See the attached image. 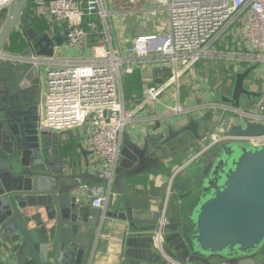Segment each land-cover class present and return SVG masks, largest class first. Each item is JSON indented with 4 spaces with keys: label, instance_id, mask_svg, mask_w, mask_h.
Returning <instances> with one entry per match:
<instances>
[{
    "label": "water",
    "instance_id": "obj_1",
    "mask_svg": "<svg viewBox=\"0 0 264 264\" xmlns=\"http://www.w3.org/2000/svg\"><path fill=\"white\" fill-rule=\"evenodd\" d=\"M29 2L11 0L0 10V242L6 245L4 252L16 264L31 260L34 264H86L88 248L105 220L119 218L139 234L127 236L123 264H172L154 241L164 204L153 219L139 220L130 210L102 216L100 208L84 201L82 189H95L106 179L74 165V158L61 151V134L42 124L46 69L28 59L32 54L53 57L67 30L54 39L47 32L39 33ZM18 28L31 45L23 56L3 49ZM5 60L13 63L4 64ZM259 65L256 62L236 73L230 95L222 96L225 105L247 111L262 98V92L247 85ZM171 73L170 68L155 69L157 76ZM229 112L222 123L225 135H264V124L244 122L239 113ZM213 118L211 114L191 118L177 129L156 121L153 133L142 141L124 133L116 191L123 194L130 177L161 170L164 158L180 144L189 145V132L203 139L199 131ZM172 189L179 193L176 198L192 199V203L179 219L170 224L167 220L164 250L170 258L183 264H263L264 145L238 141L218 145L208 155L195 190L180 176L173 179Z\"/></svg>",
    "mask_w": 264,
    "mask_h": 264
},
{
    "label": "built area",
    "instance_id": "obj_2",
    "mask_svg": "<svg viewBox=\"0 0 264 264\" xmlns=\"http://www.w3.org/2000/svg\"><path fill=\"white\" fill-rule=\"evenodd\" d=\"M10 1L0 0V10ZM152 1L165 8L168 14L165 29L159 34L137 36L124 47L114 46L108 38L92 47L91 58L78 62L67 57L56 59L55 54L53 57L32 54L28 58L36 66L49 64L51 68L47 72L42 124L57 132L86 123L90 125L93 168L106 179V183L93 189L92 205L103 212L115 195L114 180L124 133L140 111L154 106L170 93L177 100V105L170 107L171 111L180 113L183 110L179 105L180 80L204 59L227 57L251 64L264 63V0ZM35 13L49 19L51 30L58 24L64 25L67 30L65 44L70 48L87 43V27L95 26L92 22L83 24L87 15L98 14L103 20L108 15L103 0H36ZM156 13L153 9L152 14ZM232 43L237 51L219 49L222 45L229 48ZM137 68H170L172 73L161 82L146 85L142 98L134 95L126 99L124 77ZM224 108L233 111L232 116L239 113L244 122L264 124L262 102L256 101L247 111L230 106ZM154 118L158 121L156 115ZM232 141L260 147L264 145V135L228 136L221 129L211 135L210 144L203 151ZM198 156L194 155L186 163ZM175 177L170 183L154 241L164 258L172 264H183L170 258L164 250L167 202Z\"/></svg>",
    "mask_w": 264,
    "mask_h": 264
},
{
    "label": "crops",
    "instance_id": "obj_3",
    "mask_svg": "<svg viewBox=\"0 0 264 264\" xmlns=\"http://www.w3.org/2000/svg\"><path fill=\"white\" fill-rule=\"evenodd\" d=\"M49 1V0H46ZM29 5V3H28ZM103 5L108 11V15L103 20L98 14H91L85 17L83 24L94 23V27H87L89 32L87 43L75 48H70L65 44L66 36H64L61 46L55 47V58L67 57L75 62L87 60L93 56L92 47L111 38L112 44L116 47H124L130 41L141 35H147L154 28L150 26L153 22L157 24L159 20H163L165 24L168 21V14L162 6H156L152 0H103ZM36 0L31 3V9L34 15ZM29 7V6H28ZM153 9L157 12L152 14ZM37 16V15H36ZM90 16H96L90 19ZM41 17L39 24L36 25L39 33L47 32L53 39L61 35L65 31L62 24H58L53 30L50 29L49 19L46 16ZM35 28V27H34ZM24 31L18 28L14 31L4 46V51L10 54L25 55L26 50H30L29 40L24 36ZM232 43L229 48L222 45L219 47L222 51H237V47ZM13 62L5 60L4 64ZM254 64V63H252ZM249 62L227 57H212L202 60V62L192 71L183 75L179 85V105L183 109L180 113H174L170 107L177 105V100L170 93L164 95L160 102L146 110L140 111L136 119L126 128V132L130 134L132 140L142 141L149 134L153 133L157 116L158 121L162 122V126L167 124L173 125L174 128H182L189 122L191 118L202 119L208 114L213 115V120L208 122L205 128L199 131L204 138L197 139L189 132L186 135L189 145H181L169 158L163 159V168L156 173L144 172L125 180V190L123 194L115 191V195L111 198L106 206V211L101 209V215H107L113 212H125L130 210L136 219L151 220L156 212L160 211V206L167 201L170 183L174 175L180 176L182 180L189 183L190 188L195 190L198 182L208 163V155L212 153L217 146H212L206 151L204 148L209 146L210 137L214 132L222 129V123L225 115L229 112L225 109H219L218 106H228L222 102L221 95H230L229 88L234 84L237 72L246 69L252 65ZM53 66H55L53 64ZM45 86L42 94V103L48 89L47 72L50 65H44ZM52 67V66H51ZM253 75V76H252ZM252 78H249L247 85L252 89H256L263 93L262 98L258 102L264 101V63H260L259 68L253 72ZM250 76V77H251ZM166 77V76H164ZM157 76L155 69L137 68L132 74H127L123 80V91L126 99H130L136 95L142 98L144 88L148 84L158 83L157 79L164 78ZM224 104V105H223ZM264 107V106H263ZM264 115V110L263 113ZM207 127L208 131H207ZM91 128L89 123L81 127L73 129H65L61 134V151L64 155L74 158V165L84 170L95 172L93 168L94 156L91 150ZM194 155H199L196 160L188 162ZM121 157L119 160L120 165ZM89 164V167L87 165ZM182 168L181 170H179ZM178 172V173H177ZM177 173V174H176ZM107 192V190H106ZM93 189L84 187L82 195L86 204L90 207L93 199ZM178 192L170 191V197L167 202V220L168 223L179 219L182 212H187L192 203V199L176 198ZM139 235L129 229L127 221L121 219L107 218L104 228L100 230L96 238L92 242V247L88 248L86 253V264H123L124 251L126 250L127 236ZM6 245L0 242V264H16V261L9 253H5ZM264 264V258L260 260ZM34 261L31 260V263Z\"/></svg>",
    "mask_w": 264,
    "mask_h": 264
},
{
    "label": "rangeland",
    "instance_id": "obj_4",
    "mask_svg": "<svg viewBox=\"0 0 264 264\" xmlns=\"http://www.w3.org/2000/svg\"><path fill=\"white\" fill-rule=\"evenodd\" d=\"M150 26L154 27V28L149 32V34H159L161 31H163L165 29V23L163 20H161V21L159 20V22H157V24L151 22ZM252 76L250 78H252ZM221 98H222V95H221ZM198 184H199V182H198Z\"/></svg>",
    "mask_w": 264,
    "mask_h": 264
},
{
    "label": "trees",
    "instance_id": "obj_5",
    "mask_svg": "<svg viewBox=\"0 0 264 264\" xmlns=\"http://www.w3.org/2000/svg\"><path fill=\"white\" fill-rule=\"evenodd\" d=\"M32 1H33V0H30L29 5H28L31 11H32V9H31L30 6H31ZM32 15H33V18H34V26H35V28H36V25L39 24L38 22H39V20H41V17H37L36 15L33 14V12H32ZM95 17H96V16H90L89 18H90V19H93V18H95ZM84 19H85V18H84ZM87 19H88V18H86L84 21H86ZM36 29H37V28H36ZM37 30H38V29H37Z\"/></svg>",
    "mask_w": 264,
    "mask_h": 264
}]
</instances>
